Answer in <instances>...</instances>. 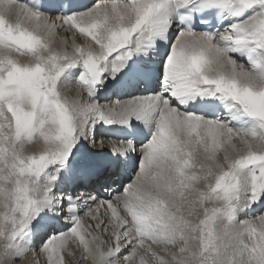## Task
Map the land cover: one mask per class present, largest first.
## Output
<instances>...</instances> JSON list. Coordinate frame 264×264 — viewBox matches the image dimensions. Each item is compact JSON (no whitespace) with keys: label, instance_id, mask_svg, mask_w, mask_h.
Returning a JSON list of instances; mask_svg holds the SVG:
<instances>
[{"label":"snow or ice","instance_id":"obj_1","mask_svg":"<svg viewBox=\"0 0 264 264\" xmlns=\"http://www.w3.org/2000/svg\"><path fill=\"white\" fill-rule=\"evenodd\" d=\"M0 264H264V0H0Z\"/></svg>","mask_w":264,"mask_h":264},{"label":"bare ground","instance_id":"obj_2","mask_svg":"<svg viewBox=\"0 0 264 264\" xmlns=\"http://www.w3.org/2000/svg\"><path fill=\"white\" fill-rule=\"evenodd\" d=\"M67 94L69 96H75L76 95V91L75 90H72V91H69Z\"/></svg>","mask_w":264,"mask_h":264}]
</instances>
